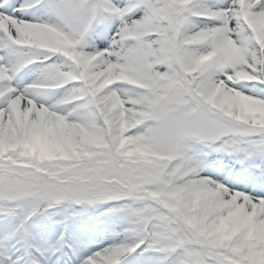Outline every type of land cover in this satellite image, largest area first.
<instances>
[{
    "label": "snow or ice",
    "instance_id": "6c2138e0",
    "mask_svg": "<svg viewBox=\"0 0 264 264\" xmlns=\"http://www.w3.org/2000/svg\"><path fill=\"white\" fill-rule=\"evenodd\" d=\"M0 264H264V0H0Z\"/></svg>",
    "mask_w": 264,
    "mask_h": 264
}]
</instances>
